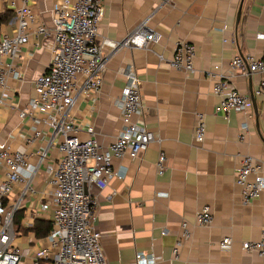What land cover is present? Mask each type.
<instances>
[{"label":"crops","instance_id":"0c3cea01","mask_svg":"<svg viewBox=\"0 0 264 264\" xmlns=\"http://www.w3.org/2000/svg\"><path fill=\"white\" fill-rule=\"evenodd\" d=\"M54 0H29L39 21L51 31L50 8ZM12 2L0 0V36L13 35L16 21ZM241 6L240 19L237 12ZM104 12L96 41H122L139 25L160 35L146 48L103 47L107 58L101 91L97 96L80 98L71 111L81 138L93 129L100 147L111 143L122 128L120 100L125 85L124 67L130 65L139 80L143 119L158 139L137 159L128 156L112 159L116 172L107 186L91 187L97 204L95 228L101 233V246L107 264H138L136 253L154 256V264H264L256 252L247 253L244 241H257L264 229V190L249 204L241 199L235 183V170L241 156L251 155L264 164V100L254 95L260 75L244 69L230 76L232 86L252 100L247 112L216 111L219 98L212 92L213 81L205 71L218 65L229 73L234 56L259 58L264 49V0H103ZM35 37L19 51L15 65L23 80H8L0 91V143L35 159L46 150V159L33 181L36 193L23 200L21 225L14 243L22 250L19 264H33L31 256L43 237L35 236V221L50 222L51 211H40L47 186V165L57 157L48 148L49 129L43 122L34 138L29 117L20 111L33 94L34 80L47 70L51 59L52 34L39 37L42 46H32ZM186 41L196 49L194 71L185 73L170 67L175 45ZM5 62L9 57H3ZM197 114L205 123L204 139L198 142L193 128ZM39 120L41 115H36ZM247 125L239 141L241 127ZM160 152L166 157L165 170L157 173ZM5 179L0 164V182ZM18 185L9 195L17 198ZM209 206L212 221L208 226L195 223L194 214ZM187 223L189 237L183 238L181 224ZM224 237L229 247H222ZM180 240L178 246L177 242ZM175 248L177 252L174 253ZM150 264V263H143Z\"/></svg>","mask_w":264,"mask_h":264},{"label":"built area","instance_id":"2783aa9c","mask_svg":"<svg viewBox=\"0 0 264 264\" xmlns=\"http://www.w3.org/2000/svg\"><path fill=\"white\" fill-rule=\"evenodd\" d=\"M28 1L20 0L18 5L12 2L15 32L0 36V91L7 89L9 79L17 82L23 80L15 61L20 48L29 42L30 34L35 37L32 46L38 49L42 46L39 37L51 33L53 41L49 65L34 80L33 94L20 111L21 117L27 116L35 123L32 126L34 138L41 135L37 128L39 122L47 125L49 142L46 149L55 148L57 152V157L47 165L48 188L39 208L40 211H51V228L33 252L32 263L107 264L101 246V233L94 226L97 204L89 190L91 187L104 189L116 175L112 168L113 158L128 156L137 159L158 139L145 125V106L139 80L130 65L123 69L126 82L120 100L122 128L115 140L106 147H100L92 128L87 130L86 138H81L71 111L81 97L97 96L101 91L107 62L103 54L104 46L112 50L119 47L146 48L150 42L158 41L160 35L154 31L148 33L142 23L122 41L103 39L97 42L104 12L103 0H54L49 10L52 21L50 31L39 21ZM195 54L196 49L192 44L179 41L169 65L175 70L192 73ZM3 57L10 60L5 62ZM214 68L205 71V76L213 81L212 92L219 98L217 112H247L251 107L250 97L237 91L229 81L237 69L245 71L246 68L249 74L261 76L253 94L264 100V49L259 58L234 56L229 62L228 74L222 73L216 64ZM37 114L42 116L40 120ZM205 130L203 116L197 114L193 132L198 142L204 139ZM241 130L239 141L245 138L247 125H243ZM45 159L46 150L31 159L26 153L0 143V164L5 169V179L0 182V264L21 262L22 250L14 243L13 218L23 200L36 193L33 181ZM165 164V154L160 152L156 161L158 174L164 172ZM235 183L240 188L242 202H253L264 190V164L251 155L241 156L235 170ZM15 185L19 186L17 198L9 200ZM194 219L200 226L210 225V207H201L195 212ZM181 228V237H189L186 222L181 224ZM230 242V238L224 237L220 244L229 247ZM179 244L180 240L176 246ZM241 247L247 253L256 252L264 259V229L259 240L244 241ZM135 260L138 264H154L156 258L136 253Z\"/></svg>","mask_w":264,"mask_h":264},{"label":"trees","instance_id":"16d2710c","mask_svg":"<svg viewBox=\"0 0 264 264\" xmlns=\"http://www.w3.org/2000/svg\"><path fill=\"white\" fill-rule=\"evenodd\" d=\"M22 211H17L14 215L13 218V228L15 235L18 232L24 233L27 231V229L23 228L21 225V216H22ZM51 228V223L50 222H44V221H35L33 223V226L30 228L31 231L34 232L35 236L37 237H43L46 236Z\"/></svg>","mask_w":264,"mask_h":264},{"label":"water","instance_id":"95a60500","mask_svg":"<svg viewBox=\"0 0 264 264\" xmlns=\"http://www.w3.org/2000/svg\"><path fill=\"white\" fill-rule=\"evenodd\" d=\"M241 6H242V2L239 6L238 12H237V20L240 19V15H241ZM251 100H252V104H253V108L255 109V99L253 97V95L251 96Z\"/></svg>","mask_w":264,"mask_h":264}]
</instances>
